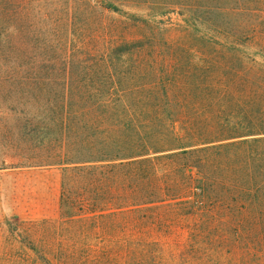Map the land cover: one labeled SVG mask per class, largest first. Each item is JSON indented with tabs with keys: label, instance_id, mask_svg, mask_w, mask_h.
Segmentation results:
<instances>
[{
	"label": "rangeland",
	"instance_id": "obj_1",
	"mask_svg": "<svg viewBox=\"0 0 264 264\" xmlns=\"http://www.w3.org/2000/svg\"><path fill=\"white\" fill-rule=\"evenodd\" d=\"M123 14L152 17V45L177 67L185 104H264V94L223 96L232 74L264 89V0H0V173L42 170L57 193L54 211L43 220L0 221V264H133L132 253L143 248L135 243L141 242L157 243L151 249L173 260L168 264H264V219L230 212L227 192L239 177L235 162L242 156L228 149L157 162L162 186L140 214L132 207L130 168L113 178L114 194L101 192L100 200L92 192L98 184L71 177L68 142L78 106L95 103L97 94L112 104H140L151 83L134 74L135 53L118 55L123 40L140 39ZM217 75L221 84L213 82ZM208 89L221 92L202 96ZM232 113L222 112L220 131L206 136H226L232 124L241 126L242 114ZM182 125L175 122L177 134ZM184 167L187 179L180 173ZM184 182L191 193L185 205L171 196ZM196 209L206 221L188 214ZM137 218H144L139 228Z\"/></svg>",
	"mask_w": 264,
	"mask_h": 264
},
{
	"label": "trees",
	"instance_id": "obj_2",
	"mask_svg": "<svg viewBox=\"0 0 264 264\" xmlns=\"http://www.w3.org/2000/svg\"><path fill=\"white\" fill-rule=\"evenodd\" d=\"M122 16L124 21L131 23L127 29L136 28L140 39L132 43L123 40L124 43L121 42L118 55L128 53L127 50L131 54L135 53L133 65L130 67L140 80L151 78V83L140 104H112L108 96L101 95L98 99L97 94L95 103L78 106L79 115L77 119L71 121L74 130L68 142V165L72 166L70 175H73L71 177L76 175L78 178L91 181L90 185L93 187L98 184L92 192L98 193L96 198L100 200L101 192L106 196L114 194L116 181L113 178L118 179L119 176L124 175L126 168H130L129 174L132 177V190L136 200L132 207L136 214H140L145 211V208L148 211L152 207L150 196L153 195V189L162 186L157 172V162L171 161L178 156L200 151L221 152L228 149L235 157L242 156L235 162V168L241 170L239 177L236 182L233 181L227 192L230 199V212L241 219L246 214L264 219V137L229 142L238 138L264 136V104H185L179 93V77L175 75L177 67L162 60L159 45H156V48L152 45V17L146 15L144 20L131 17L130 14ZM142 28H147L148 33L138 32V29ZM215 77L213 82L221 84V76ZM244 77L247 76L240 77L238 74L227 76L231 86L224 90L223 96L242 95L250 99H263L264 89L248 87L247 84L254 82L251 78ZM238 84L243 89L236 88ZM194 91V88L190 89V96L194 95ZM220 92L217 89H208L202 93V96L215 97ZM160 95L162 98H159ZM161 99L163 100L160 104ZM222 112H233V115L242 114L244 119L239 123L241 126L234 123L228 127L226 136L207 137L206 135L220 131L218 117ZM177 120L183 124L182 135L175 132ZM224 141L229 143L220 144ZM172 142L173 145H168ZM187 148L195 149L185 151ZM176 150L183 151L149 158L152 154ZM144 165H150V171L148 168H143ZM186 171L188 169L184 167L180 172L185 179H187ZM105 183L110 184L104 186ZM189 188L188 182H184L171 196L184 200L183 205L188 204L191 194ZM145 189L149 194L144 192ZM163 202L158 201L159 204ZM188 214L198 217L199 221L207 220L203 218L205 213L201 212V209ZM143 219L141 221L140 218L135 219L136 225L138 224L135 228L144 224H140ZM156 245L157 243L152 242L135 243V247L143 248L141 251L136 250L132 253L133 264H168L167 261H173L158 256L154 250L155 247L151 249ZM71 256L75 258L73 254ZM260 260L262 258H259ZM175 262L188 264L184 260L182 263ZM87 263L83 261V264Z\"/></svg>",
	"mask_w": 264,
	"mask_h": 264
},
{
	"label": "crops",
	"instance_id": "obj_3",
	"mask_svg": "<svg viewBox=\"0 0 264 264\" xmlns=\"http://www.w3.org/2000/svg\"><path fill=\"white\" fill-rule=\"evenodd\" d=\"M56 202L54 185L42 170L0 173V221L8 217L43 220L54 211Z\"/></svg>",
	"mask_w": 264,
	"mask_h": 264
}]
</instances>
